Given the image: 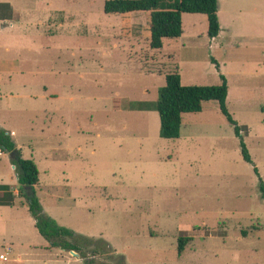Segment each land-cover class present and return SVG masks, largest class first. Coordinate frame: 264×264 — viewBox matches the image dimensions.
<instances>
[{
  "label": "rangeland",
  "instance_id": "1",
  "mask_svg": "<svg viewBox=\"0 0 264 264\" xmlns=\"http://www.w3.org/2000/svg\"><path fill=\"white\" fill-rule=\"evenodd\" d=\"M0 1L20 12L0 22V56L18 65L0 78V129L36 164L42 211L86 252L39 234L2 152L0 183L16 192L0 205V264H264L261 0H219L213 38L205 15L184 13L161 50L149 47L148 13L105 14V0ZM175 70L183 85L225 76L251 163L216 101L184 114L178 138L159 136L157 111L136 105L154 102ZM180 236L191 240L178 253Z\"/></svg>",
  "mask_w": 264,
  "mask_h": 264
},
{
  "label": "trees",
  "instance_id": "2",
  "mask_svg": "<svg viewBox=\"0 0 264 264\" xmlns=\"http://www.w3.org/2000/svg\"><path fill=\"white\" fill-rule=\"evenodd\" d=\"M0 8L7 15L11 12L8 3H0ZM105 14L148 13L149 47L161 49L164 38H178L182 34V14H203L207 21V35L213 38L218 34V0H105L103 3ZM214 61V60H213ZM215 62V61H214ZM219 70L218 64H216ZM220 82L215 85H183L177 70L165 74L164 85L158 88L157 98L154 102L141 101L138 108L154 109L159 118V136L165 139L178 138L182 124V117L187 113H197L202 105L208 101H216L221 114L233 126L236 136L240 138V151L244 161L251 163V157L241 138V131L247 132L246 126H238L226 106L228 95L227 80L219 74ZM0 151L7 153L14 166L18 195L27 203L29 213L34 221V227L39 234L49 242L51 247H58L68 251H79L80 247L68 241L73 231L46 215L34 193V186L38 183V169L32 159L24 158L11 135L0 129ZM257 173V169L254 168ZM260 190L264 185L260 180ZM14 194L6 184H0V205H13ZM189 236L177 238V252L181 253Z\"/></svg>",
  "mask_w": 264,
  "mask_h": 264
},
{
  "label": "crops",
  "instance_id": "3",
  "mask_svg": "<svg viewBox=\"0 0 264 264\" xmlns=\"http://www.w3.org/2000/svg\"><path fill=\"white\" fill-rule=\"evenodd\" d=\"M261 2L262 3H264V0H261ZM0 3H5V2H2V1H0ZM218 3H219V0H218ZM11 3L9 2L8 3V5L10 6V9H11V11H12V13L10 12L9 14H7V15H4V16H0V22H2V21H7V20H10V19H16L18 16H19V14H20V12L17 10V9H15L12 5H10ZM218 12V11H217ZM206 17V16H205ZM9 25H11V24H9ZM5 26H0V30L1 29H3ZM149 32V31H148ZM7 46V45H6ZM5 46V50L6 51H8L9 50V48L8 47H6ZM162 49V48H161ZM161 49H158V50H161ZM15 62H13V61H11V59H9V58H3V57H1L0 56V78H1V75H3V74H8V73H10V71L14 68V66H17V69H18V65H15L14 64ZM183 118V117H182ZM14 132L13 131H11L10 132V134L12 135ZM16 146H17V144H16ZM3 153L2 152H0V155H2ZM0 184H5V183H0ZM6 185H8L10 188L12 187L11 185H9V184H6ZM15 192H16V190L15 189H13V194H15ZM12 206V205H11ZM33 225H34V222H33ZM8 248H10V247H8ZM9 251H11V249L9 250ZM1 254H3V253H0V255ZM3 255H5V257H6V255L7 254H3ZM76 255V254H75ZM78 256V255H77ZM19 257H17V259H16V261H19ZM77 259H80V258H77ZM4 261H7V257H6V260H2L1 258H0V262H4Z\"/></svg>",
  "mask_w": 264,
  "mask_h": 264
},
{
  "label": "built area",
  "instance_id": "4",
  "mask_svg": "<svg viewBox=\"0 0 264 264\" xmlns=\"http://www.w3.org/2000/svg\"><path fill=\"white\" fill-rule=\"evenodd\" d=\"M0 152H1V151H0ZM0 258H1L2 260H6V257H5V255H3V254L0 255Z\"/></svg>",
  "mask_w": 264,
  "mask_h": 264
}]
</instances>
